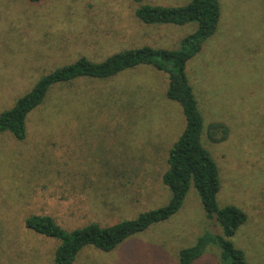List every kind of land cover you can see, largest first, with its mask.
I'll use <instances>...</instances> for the list:
<instances>
[{"label":"rangeland","instance_id":"1","mask_svg":"<svg viewBox=\"0 0 264 264\" xmlns=\"http://www.w3.org/2000/svg\"><path fill=\"white\" fill-rule=\"evenodd\" d=\"M190 1L0 0V113L41 76L81 57L102 62L143 46L176 49L195 25L146 26L135 10ZM217 1L216 32L188 61L186 75L203 117L201 144L219 171L218 206L247 217L230 241L246 264H264V0ZM167 84L151 67L107 81L81 80L56 89L28 117L24 141L0 134V264H53L58 243L27 229L30 216H49L71 231L111 226L168 202L161 178L185 120L180 106L166 99ZM79 95L88 98L85 107L54 118L53 102ZM108 98L107 107L95 108ZM212 124L226 128L223 142L208 137ZM100 172L103 190L83 187L96 183ZM205 233L221 231L206 219L191 187L169 220L110 253L87 249L75 264H179V251ZM219 262L213 245L195 264Z\"/></svg>","mask_w":264,"mask_h":264},{"label":"trees","instance_id":"2","mask_svg":"<svg viewBox=\"0 0 264 264\" xmlns=\"http://www.w3.org/2000/svg\"><path fill=\"white\" fill-rule=\"evenodd\" d=\"M41 1L28 0L31 4ZM135 17L146 26L182 27L191 24L195 25V29L179 42L176 49L143 46L115 53L102 62L81 57L44 74L10 109L0 113V134L7 133L18 142L24 141L28 117L52 99L53 92L58 88L81 80L107 81L139 67H151L166 75L168 84L165 97L180 106L185 120L182 133L168 151L167 168L161 178L162 185L170 193L168 202L160 208L140 213L134 219L122 220L105 227L92 223L67 231L57 225L53 218L38 215L28 217L25 225L35 234L58 243L53 253V264H75L87 249L110 253L124 241L169 220L181 210L189 189L193 187L200 197L206 219L215 223L221 233H205L197 238L194 245L181 249L178 254L179 264H195L206 249L213 245L220 249L219 264H246L243 252L236 249L230 239L246 223L247 217L236 207L218 206L219 171L210 153L201 144L203 117L186 75L188 61L201 51L206 40L216 32L220 18L218 1L191 0L181 7L142 4L135 10ZM87 99H83L81 95L74 98L62 97L53 102L50 111L55 119L71 113L73 107L79 112L78 106L85 107ZM110 100L108 98L103 99V102H95V108L105 107ZM218 134L222 135L219 137ZM208 137L213 143L223 142L227 137V130L223 125L212 124ZM98 176L96 183H84L83 187L94 186L97 190H103L106 187L104 173L100 172ZM102 203L106 207L110 202L104 200Z\"/></svg>","mask_w":264,"mask_h":264}]
</instances>
